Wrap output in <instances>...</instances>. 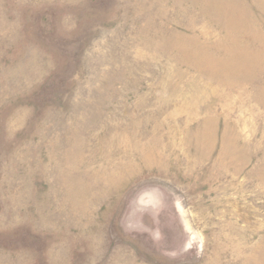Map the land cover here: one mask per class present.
<instances>
[{"label":"rangeland","instance_id":"374dc122","mask_svg":"<svg viewBox=\"0 0 264 264\" xmlns=\"http://www.w3.org/2000/svg\"><path fill=\"white\" fill-rule=\"evenodd\" d=\"M0 264H264V0H0Z\"/></svg>","mask_w":264,"mask_h":264}]
</instances>
